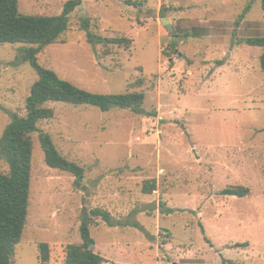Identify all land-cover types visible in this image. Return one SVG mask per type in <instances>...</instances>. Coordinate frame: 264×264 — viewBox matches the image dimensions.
Instances as JSON below:
<instances>
[{"label":"rangeland","instance_id":"1","mask_svg":"<svg viewBox=\"0 0 264 264\" xmlns=\"http://www.w3.org/2000/svg\"><path fill=\"white\" fill-rule=\"evenodd\" d=\"M66 1L18 0V8L55 15ZM81 17L131 45L89 44ZM262 36L260 0H82L63 42L44 47L38 62L92 93L143 92V110L47 104L54 116L32 134L26 224L10 264H66V246L81 241L83 207L113 217V226L98 218L89 227L104 264H264L263 48L244 43ZM23 46L0 44V137L10 112L25 114L37 80L19 58ZM40 132L84 168L82 188L47 166ZM233 185L249 195L220 194Z\"/></svg>","mask_w":264,"mask_h":264},{"label":"trees","instance_id":"2","mask_svg":"<svg viewBox=\"0 0 264 264\" xmlns=\"http://www.w3.org/2000/svg\"><path fill=\"white\" fill-rule=\"evenodd\" d=\"M82 6V0H67L61 11L55 15H28L19 11L18 0H0V44H27L20 50V59L28 62L37 73V80L31 85L25 99V114L10 112L11 120L0 137V157L8 166L7 172H0V264H10L15 246L20 242L26 224L30 169L32 155V134L39 131L38 123L54 116L49 102L71 105H90L102 111L118 107L142 112L144 93L126 91L120 94H99L82 89L70 81L60 78L55 71L42 66L37 54L46 46L63 42V36L70 26L72 13ZM264 10V0H260ZM95 17H81L78 28L85 32L89 44H116L128 48L132 40L127 37H103L94 33L90 26ZM244 43L263 48L259 64L264 71V36L247 38ZM40 146L47 166L71 174L76 188H82L84 168L63 156L49 134L40 132ZM155 189L154 181H146L142 191L150 194ZM221 195L245 197L249 188L233 185L220 191ZM172 209H165L169 214ZM100 218L106 225L115 223L111 214L101 208H82L79 224L80 243L68 244L65 250L66 264H102L106 259L94 251L95 241L89 227ZM203 231V229H202ZM207 240V239H206ZM237 243L236 246H246ZM39 260L47 262L48 245L39 243ZM233 263L232 261H229Z\"/></svg>","mask_w":264,"mask_h":264},{"label":"water","instance_id":"3","mask_svg":"<svg viewBox=\"0 0 264 264\" xmlns=\"http://www.w3.org/2000/svg\"><path fill=\"white\" fill-rule=\"evenodd\" d=\"M161 23H162L163 25L166 26V29H167L170 33L174 34V28H173V26L170 24V22H169V20H168L167 18H161Z\"/></svg>","mask_w":264,"mask_h":264},{"label":"crops","instance_id":"4","mask_svg":"<svg viewBox=\"0 0 264 264\" xmlns=\"http://www.w3.org/2000/svg\"><path fill=\"white\" fill-rule=\"evenodd\" d=\"M108 261L106 260V262H103L102 264H104V263H107Z\"/></svg>","mask_w":264,"mask_h":264}]
</instances>
